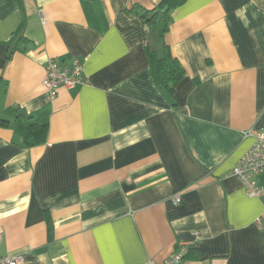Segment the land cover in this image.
I'll use <instances>...</instances> for the list:
<instances>
[{"label":"crops","instance_id":"1","mask_svg":"<svg viewBox=\"0 0 264 264\" xmlns=\"http://www.w3.org/2000/svg\"><path fill=\"white\" fill-rule=\"evenodd\" d=\"M160 1L0 0V119L48 124L32 147L0 125V257L145 264L186 248L181 264H264V197L229 175L264 128V0L171 11L172 95L126 13ZM74 58L86 83L52 98L46 63Z\"/></svg>","mask_w":264,"mask_h":264},{"label":"trees","instance_id":"2","mask_svg":"<svg viewBox=\"0 0 264 264\" xmlns=\"http://www.w3.org/2000/svg\"><path fill=\"white\" fill-rule=\"evenodd\" d=\"M184 0H161L154 8L147 9L140 4H133L126 13L135 15L149 28L148 48L157 56V70L161 86L169 94L184 77L185 70L172 55L165 42V34L170 24V13ZM0 125L13 127L24 147L41 145L46 142L48 124L41 123L24 110L16 109L12 121L0 119Z\"/></svg>","mask_w":264,"mask_h":264},{"label":"built area","instance_id":"3","mask_svg":"<svg viewBox=\"0 0 264 264\" xmlns=\"http://www.w3.org/2000/svg\"><path fill=\"white\" fill-rule=\"evenodd\" d=\"M83 67V63L78 59H73L70 66H63L56 59H49L42 85L54 97L61 88L68 89L85 84ZM250 135L253 136V143L230 170L229 175L241 182L250 197L263 198L264 183L258 184L256 177L264 173V128L245 133V136ZM173 200L175 203L180 202L179 197ZM186 254V248H181L171 253L163 262L148 260L145 264H181ZM22 261L23 257L20 255L0 257V264H20Z\"/></svg>","mask_w":264,"mask_h":264},{"label":"rangeland","instance_id":"4","mask_svg":"<svg viewBox=\"0 0 264 264\" xmlns=\"http://www.w3.org/2000/svg\"><path fill=\"white\" fill-rule=\"evenodd\" d=\"M74 59H77V58H74ZM79 60V59H78ZM58 61V60H57ZM72 61H73V59H72ZM71 61V62H72ZM81 61V60H80ZM59 62V61H58ZM82 62V61H81ZM60 63V62H59ZM83 63V62H82ZM61 64V63H60ZM46 65H47V63H46ZM62 65V64H61ZM83 66H84V63H83ZM84 68V67H83ZM45 69H46V67H45ZM83 77H84V79H87L86 78V76H85V70H84V72H83ZM62 89V88H61ZM64 89H67V88H64ZM60 90V89H59ZM57 94H58V92H57ZM56 94V95H57ZM49 95H50V93H49ZM51 96V95H50ZM52 97V96H51ZM55 97V96H54ZM54 97H52V98H54ZM235 178V177H234ZM237 179V178H236ZM238 180V179H237ZM240 182V181H239ZM241 183V182H240ZM245 189V188H244ZM256 198V197H255ZM174 201V200H173ZM175 203V202H174ZM179 203V202H178ZM178 203H175V204H178ZM258 221H260V220H258ZM14 256H16V255H14ZM186 256V255H185Z\"/></svg>","mask_w":264,"mask_h":264}]
</instances>
